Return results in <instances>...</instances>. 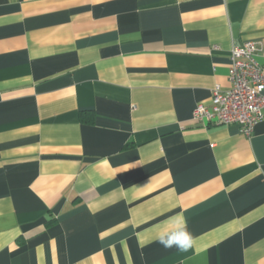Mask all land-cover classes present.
Returning <instances> with one entry per match:
<instances>
[{
  "label": "crops",
  "instance_id": "crops-1",
  "mask_svg": "<svg viewBox=\"0 0 264 264\" xmlns=\"http://www.w3.org/2000/svg\"><path fill=\"white\" fill-rule=\"evenodd\" d=\"M247 40L264 0H0V264H264V108L192 116Z\"/></svg>",
  "mask_w": 264,
  "mask_h": 264
},
{
  "label": "built area",
  "instance_id": "built-area-1",
  "mask_svg": "<svg viewBox=\"0 0 264 264\" xmlns=\"http://www.w3.org/2000/svg\"><path fill=\"white\" fill-rule=\"evenodd\" d=\"M260 42L247 40L232 47L230 52L229 87L212 91L210 107L198 104L193 120L207 126H237L250 135L263 118L264 66L256 61L261 52Z\"/></svg>",
  "mask_w": 264,
  "mask_h": 264
},
{
  "label": "clouds",
  "instance_id": "clouds-1",
  "mask_svg": "<svg viewBox=\"0 0 264 264\" xmlns=\"http://www.w3.org/2000/svg\"><path fill=\"white\" fill-rule=\"evenodd\" d=\"M177 227L171 232H161L158 236V242L165 249L175 248L180 252H187L193 246V237L187 230L186 221L177 220Z\"/></svg>",
  "mask_w": 264,
  "mask_h": 264
}]
</instances>
